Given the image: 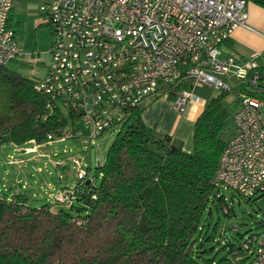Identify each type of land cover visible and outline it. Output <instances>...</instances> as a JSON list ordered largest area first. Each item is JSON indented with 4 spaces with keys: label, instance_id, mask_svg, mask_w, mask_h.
I'll return each mask as SVG.
<instances>
[{
    "label": "trees",
    "instance_id": "trees-1",
    "mask_svg": "<svg viewBox=\"0 0 264 264\" xmlns=\"http://www.w3.org/2000/svg\"><path fill=\"white\" fill-rule=\"evenodd\" d=\"M248 1L264 7V0ZM35 86L34 78L0 66V150L45 145L70 119L78 123L52 111ZM192 87L182 83L170 98ZM239 91L206 101L192 154L147 127L145 108H132L95 177L88 169L75 185L70 207L39 206L27 191L0 190V264H247L245 245L258 236L236 245L218 238L206 218L226 205L215 177L234 135Z\"/></svg>",
    "mask_w": 264,
    "mask_h": 264
},
{
    "label": "built area",
    "instance_id": "built-area-1",
    "mask_svg": "<svg viewBox=\"0 0 264 264\" xmlns=\"http://www.w3.org/2000/svg\"><path fill=\"white\" fill-rule=\"evenodd\" d=\"M12 9L13 0H0V66L27 55L9 27ZM40 13L53 41L46 76L34 78L36 90L52 111L80 123L70 119L50 140H94L119 128L132 108L151 97L170 98L182 83L193 87L174 99L180 114L190 104H206L197 88L240 87L237 132L215 182L246 198L264 193L263 55L245 59L222 51L238 28L248 27V0H41ZM77 176H88L82 165ZM74 187L63 188L52 204L72 206ZM245 249L247 264H264V234Z\"/></svg>",
    "mask_w": 264,
    "mask_h": 264
},
{
    "label": "rangeland",
    "instance_id": "rangeland-1",
    "mask_svg": "<svg viewBox=\"0 0 264 264\" xmlns=\"http://www.w3.org/2000/svg\"><path fill=\"white\" fill-rule=\"evenodd\" d=\"M250 2L248 1V3ZM40 6L41 4L38 5V0H25L26 8L21 14L24 20L21 29L23 38L21 45L27 55L24 60L9 64V68L12 71L30 79L44 78L51 61L52 27L48 25L38 28V24L44 22L40 13ZM260 54H254L251 58ZM219 93L220 91L211 87L196 89V94L205 101L218 96ZM160 98L162 99L163 97L148 98L142 103L141 107L146 108L148 103L157 101ZM229 100L233 101V97L229 98ZM62 113L67 117L68 113L66 111ZM77 125H80V123ZM234 127L233 137L237 132L236 126ZM83 130L84 135H86V129ZM118 132L119 128H112L94 140L84 136L68 140H53L38 147L28 144L25 147L28 150L27 153L21 155L16 153V148L12 144H6L0 150L1 170L5 171L8 169L11 171L13 177H8L9 185H11L12 181H15L16 169L19 166L9 165L8 158L24 159L25 161L30 159V162L27 161L28 164L25 167L23 165L24 170L19 171V174L23 176L24 174L27 175L26 171H32L37 178H30L31 183L35 187V192H38L33 204L34 202L39 206L51 204L54 203L53 199L63 188H72L79 182L77 174L80 165L87 171L89 169L88 173L91 179L95 177L98 163L102 164L105 161ZM33 166H41L43 173H38ZM35 180L40 182L37 181V184H35ZM95 183L98 185L99 179L95 180ZM0 188L3 190L2 180H0ZM26 190L28 191V189ZM30 193L32 198V191ZM49 194H52V196L50 197ZM222 194L226 199L224 208L213 206L211 216L208 212L206 213V218L211 228L217 226V237L220 238L224 234L234 244L239 245L253 236H259L264 231V195L258 193L250 199L231 190H223ZM58 207L59 205L55 208L58 209ZM224 209L229 211L230 214L228 216L225 214Z\"/></svg>",
    "mask_w": 264,
    "mask_h": 264
},
{
    "label": "crops",
    "instance_id": "crops-1",
    "mask_svg": "<svg viewBox=\"0 0 264 264\" xmlns=\"http://www.w3.org/2000/svg\"><path fill=\"white\" fill-rule=\"evenodd\" d=\"M40 4L41 0H38V5ZM25 8V0H13V9L9 17V27L16 32L19 45L22 49L21 40L23 38L21 29L24 20L21 14ZM248 12V27L238 28L233 33L232 37L223 45L222 51L225 55H236L245 59L251 58L254 54L261 53L264 59V8L250 2L248 3ZM43 26L48 25L41 22L38 24V28ZM170 99L171 98L163 97L162 99L160 98L157 99V101L148 103L142 115L143 121L147 127L156 129L159 133L169 135L181 142L184 151L192 154L194 153L195 125L198 118L203 113L205 105L190 104L185 111L180 114L174 105V100ZM22 150H24L25 153L28 151L25 148H18L16 149V153L19 155L25 154L22 153ZM8 159L9 165L11 164L19 167L16 169L15 181H12L11 185H9L8 177H13L11 171L8 169L2 171L0 163V180L3 181L2 191H7L11 195L14 192L28 189V191L26 190L27 194L30 196V199L34 201L38 192H35V187L31 183L30 178L37 179L36 176L32 171H26L25 173L27 175L23 173V176L19 174V171L24 170L23 165L25 167L26 164H28L27 161L30 162V159L26 161L24 159H15L12 157ZM98 164H100V162ZM33 167L38 173H43L41 166ZM37 181L39 180H35V184H37ZM30 191H32V198ZM49 196L51 197L52 194H49Z\"/></svg>",
    "mask_w": 264,
    "mask_h": 264
},
{
    "label": "water",
    "instance_id": "water-1",
    "mask_svg": "<svg viewBox=\"0 0 264 264\" xmlns=\"http://www.w3.org/2000/svg\"><path fill=\"white\" fill-rule=\"evenodd\" d=\"M22 153H25V151H24V150H22Z\"/></svg>",
    "mask_w": 264,
    "mask_h": 264
}]
</instances>
